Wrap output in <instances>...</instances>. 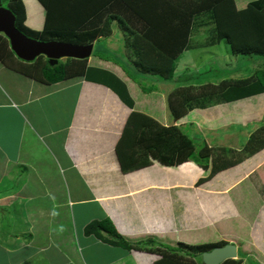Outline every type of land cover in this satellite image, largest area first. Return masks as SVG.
Here are the masks:
<instances>
[{"label":"crops","instance_id":"obj_1","mask_svg":"<svg viewBox=\"0 0 264 264\" xmlns=\"http://www.w3.org/2000/svg\"><path fill=\"white\" fill-rule=\"evenodd\" d=\"M22 2L25 26L41 31L45 18L43 7L37 0ZM205 38L203 30L195 32L192 43L200 47L185 51L176 68L188 53L214 47H205ZM113 44L116 43L109 42V45ZM6 63L11 67L0 62V264H166L161 257L148 253L144 248L127 250L113 246L98 238V234L108 237L105 233L86 235L85 229L92 223L109 220L116 233L127 239L129 244L146 241L147 237L154 235L155 231L149 229L150 223L155 226L158 217L154 216L153 207L149 206L152 209L149 210L145 205L155 201L154 194L159 190L171 193L164 187L170 179L167 176H171L166 172L169 169L178 180L171 186L180 188L177 185L182 184L185 178L176 171L180 167L187 169V173L190 171L197 182L213 180L221 173L232 172L235 175L234 184L223 182L214 192V197L210 195L212 200L219 202L206 210L210 219H225L231 203V190L239 184H236V177L240 179L254 172L263 173L264 148L214 176L209 175L210 163L207 169L193 161L177 167H165L150 159L146 166L123 173L116 148L131 114H142L140 110L143 111V106L148 103L160 115L163 114L157 122L164 117L168 123L164 127H177L195 141L194 148L197 141L198 151L205 146L213 157L220 153L219 149L225 148L231 138L237 140L243 133L247 141L250 134L264 123L263 114L257 123H238L240 115L264 110V93L205 108L194 106L182 118L191 114L206 117L207 124L200 130L189 123L173 125L182 118L174 121L169 113L168 116L158 110V103L154 104V100L159 98L155 94L138 93L136 84L125 76L123 79L120 68L113 63H103L90 57L87 66L115 74L124 82L125 89H113L102 83L99 81L102 76L95 71H88L84 77L46 84L37 76H34L36 79L20 73L23 67L16 60ZM214 67L213 61L206 62L207 72L213 71ZM176 68L175 78L203 71V67L197 71L198 67L194 69L193 65L186 63L180 71L176 72ZM173 89L175 86L169 92ZM160 90L161 93L166 92L165 87ZM195 131H205L202 141L191 138ZM241 149L242 144L229 148L231 155L241 152ZM194 154L198 155V152ZM142 155L139 158L144 161ZM205 174L209 176L201 179ZM215 179L218 182L222 180ZM141 196L144 200L140 203L136 197ZM257 209L253 212L259 211L263 222L264 205ZM253 212H248L251 214L249 217ZM197 217L203 221V212Z\"/></svg>","mask_w":264,"mask_h":264},{"label":"trees","instance_id":"obj_2","mask_svg":"<svg viewBox=\"0 0 264 264\" xmlns=\"http://www.w3.org/2000/svg\"><path fill=\"white\" fill-rule=\"evenodd\" d=\"M0 1L2 6L14 15L16 29L27 38L41 42L57 41L93 46L96 41L99 43L106 40L112 30L119 32L118 29L121 28L123 34L128 31L129 37L123 38V46L129 50L124 53L126 62L114 61L113 64L120 66L129 77L156 78L163 83L178 82L175 89L167 94L166 101L167 109L174 121L184 117L194 106L205 108L212 104L230 103L264 93V67L252 70L247 76L240 78L218 77L214 81L202 79L199 72H191L177 78L174 75L176 64L183 53L188 49L200 47L192 42L195 32L201 30L206 34L205 47L224 43L229 56L238 59L237 65L225 62L222 68L224 73H219L222 76L236 67L237 71H240V59L242 63L247 58L251 59V63L253 60L264 61V0L253 1L241 9L232 4L233 0H37L45 11L41 31H34L25 26V8L22 0H6L5 6L4 2ZM117 10L123 13H117ZM137 19L141 22L139 29L137 27L139 24L135 22ZM102 53H105L104 50L97 51L95 58L98 59V55ZM10 60H16L23 67L19 70L20 73L33 78L37 76L39 81L46 84L84 77L88 71H95L112 80L111 88L126 87L115 74L88 68V59H66L54 67H50L47 60L41 56L30 63L22 62L14 56L7 40L0 35V62L10 68L11 66L6 63ZM263 148L264 123L248 137L240 152L241 159L221 157L222 154L212 157L210 149L205 146L196 155L194 141L177 127L166 128L147 115L133 112L125 124L116 153L123 173L146 166L148 161H142L139 155L148 153L152 160L165 167H177L193 161L207 169L210 163L209 175L214 176L226 168L241 163L244 158ZM219 151L222 153L223 149ZM223 153L228 155L226 151ZM261 175L264 182V174ZM231 224L232 227H238L241 222L235 219ZM100 232L108 237L98 234V238L110 245L127 250L144 248L148 253L161 257L166 264H202L201 254L228 244H240L238 239L232 238L233 242L216 240L190 248L186 246V255L194 261L186 263L175 255L184 243L176 241V248L172 250L149 239L131 245L127 239L116 233L109 220L92 223L85 229L86 235ZM239 248L241 253L237 255V259L227 260L222 264H248V260L254 261L256 252L249 256L240 245ZM254 263L260 264L256 261Z\"/></svg>","mask_w":264,"mask_h":264},{"label":"rangeland","instance_id":"obj_3","mask_svg":"<svg viewBox=\"0 0 264 264\" xmlns=\"http://www.w3.org/2000/svg\"><path fill=\"white\" fill-rule=\"evenodd\" d=\"M2 1L4 2L3 5L5 6L6 0H2ZM253 1H256V0H233L232 4L234 3L237 9H241L246 4H249ZM117 13H123V12H121V10H117ZM135 22L139 24L137 26L138 29L141 28V22H139L138 19L135 20ZM120 29H118L119 32H115L112 30L110 32L111 37L109 36L106 40L99 41V43L95 44L91 57L95 58V54L97 51L104 50L105 52L104 54L102 53L98 55L99 60L100 58H103L106 60V61L102 60L103 63L107 62V63L112 64V63H115L114 61H121L122 63H125L126 58L124 57V53L129 52V50H126V48L123 46L124 45L123 38L129 37L130 33H127L128 31H126L124 35L123 31H121ZM36 31H39V30H36ZM116 34H117V37H116ZM111 41L116 44L109 45V42ZM227 52H228L227 46L224 43H220L219 45L211 47V48L195 50L184 56L182 63L180 62V65L177 66L179 69L176 68V72L180 71V68H182L185 63L189 65H193L194 69L198 67L197 71L201 67H203L202 68L203 71L201 72L202 75H200V77H202V79H205V80L211 79L212 81H214L218 77L219 79L221 77L228 79V78H233L237 76L238 77L244 76V75L247 76L248 73H250L252 70L262 69L264 67L263 60H258V61L253 60L254 62L252 61L251 63V59L249 60L247 58L245 59L244 63H242L240 59V64H239L241 67L240 71H237L238 67H236L235 69L234 68L230 69V73H228L227 75L222 76L219 73L221 72L224 73V70L222 68L225 62H231V64L234 63L235 65H237L236 62L238 59L233 58L232 60H230L231 57H229ZM111 53L115 56L111 55ZM210 60L213 61L214 63L215 67L213 68V71L215 72L213 74H209V73L205 74L204 72L206 71V62ZM209 67H211V63ZM118 68H120L121 72L124 74V75L122 74L123 79L125 76L126 78L130 80V82L134 83V85L136 84V87L138 88V93L145 92L144 94H147V95L155 94L156 97L159 98L158 101L157 99L154 100V104L158 103L156 105L158 107V110L162 111V113L164 114L169 113L167 109V103H166L167 94L170 93L169 92L170 88L172 86H176L178 82H175V83H163L162 82L161 83L160 81H157L156 78H147V77L140 78L138 76L129 77L128 74L125 73L123 69H121L120 66ZM119 76L122 77L121 75ZM99 81L109 86H111L110 83H112V80H110L109 77L107 76H102ZM164 87L166 88V92L161 93L160 89L164 90ZM135 93H137V91ZM159 94H161V96ZM140 112L148 116L150 115L156 121H158V118H161L163 115V114L160 115L153 106L150 107L148 103L143 106V111L140 110ZM262 114L264 115L263 109H258L257 111H254V112L242 114L243 116L240 115L238 117V121H239L238 123L241 122L242 125L248 122L257 123L259 122V119L261 117L263 118ZM199 116L200 115L196 116L195 114L193 115L191 114L185 118H182L177 123H173V125L174 124L178 125L179 123L181 125L189 123V124H192L194 128H199L200 130H202V127L205 124H207V122L205 121L207 120V118L202 117V116L200 118ZM197 118L199 120H197ZM159 122L158 124L161 126H166V124L168 125L164 117L162 121H159ZM235 126H239V125H235ZM235 129L240 130L241 127H235ZM250 129L251 128L249 127L248 132L250 131ZM241 130H243L244 132L246 131L245 129H241ZM205 131L203 132L195 131L191 134V138H193V140L202 141L206 135ZM236 131L238 133L241 132V131L239 132L238 130ZM223 139L224 138H222V140ZM195 144L196 145H195L194 151L198 152L199 154L198 150L200 148L199 149L197 148L199 146L197 144V141ZM241 144H242V148L246 144V140H245L243 133H240V135L237 137V140L234 138H231L230 142H227V144H225V148H223L222 153H219L218 150H215V151L216 153L222 154L223 156L221 157L240 158L241 157L240 152H237V154L230 155L232 152L229 150V148H231V146L232 147L238 146V145L241 146ZM225 151L228 153V155L223 153ZM149 156L150 155L148 153H144L141 156V158L144 161L145 160L147 161L149 159L152 161V158ZM229 158H224V159L230 160ZM247 170H248V166H247ZM261 170L263 171L262 174H264V168ZM176 171H180V173H182L185 177L182 184L177 185L180 188L176 189L174 188V185L171 186V183L175 184L178 180H175V177H173L174 175L173 170L169 169V171H166V172H169L171 176H167V178H170V179H168V185L164 187L167 190L168 189L171 190V193L169 192L168 194H166L159 190L158 194L157 193L154 194L155 195L154 199L156 202L153 201V203L150 202V204L145 205L149 210L153 207L154 216L157 215L158 217V221L155 224V226H154V223H150L149 229L151 231L154 230L155 233L154 235L147 237L149 238V241H156L158 242V244L166 246L169 250L176 248V245H175L176 241L184 243L183 247L178 248L179 251L175 253V255L176 257H179L180 260L185 261L186 263H191L194 261L193 259H191V257L186 255L185 253V251L187 250L186 246L190 248L194 246H199L203 242H212L216 240H225V241L233 242L232 240L234 239L232 238H235V239H238L240 242V244L238 245L234 244L237 247V255L241 253L240 248H239V245H240V247L244 249V252H246L247 255L249 256L253 255L256 252L254 256L255 258L254 261L252 260L249 262L248 260V264H256L254 263L255 261L260 264H264V220L263 222L261 221L262 217L258 214L259 211L253 212L255 209L258 210L257 208L261 204L264 205V184H263L264 182L262 181V177H261L262 175L254 172L251 175L243 176L240 179L237 178L238 176L236 177V184L238 183L239 184L234 186L233 189L231 190L232 194H230V197H229V200L231 203L230 204L228 203L229 204L228 211H227L228 215L225 219L220 220V219H217L216 217H213L210 219L208 217V214L206 213V210H208V206L217 205V203L219 202V201H216V199L215 201L214 199L213 200L211 199L212 198L211 196L214 197V194H215L214 192H216V189H219L218 186H220V184H223V182L227 183V181H230L234 184L235 175L232 172L228 174L221 173L223 175L219 174L215 176V178H222V180L220 179L219 182L215 178L213 180L209 179V181L203 180V181L197 182L194 180L195 176L190 171L187 173L188 171L187 169H183V167H180L179 169H176ZM208 174L207 175L205 174V176L202 177L201 179H205L206 176H209ZM137 198L140 199L139 201L140 203L142 202V200H144V197L142 196L136 197V199ZM149 206L151 208H149ZM93 209L95 210L96 208L94 207ZM202 212H203V218H204L203 221L205 220L204 222L198 219L197 217L198 215L200 216ZM248 212H253V216L249 217L251 214L248 215ZM251 218L252 220L249 221V219ZM235 219L241 222V224L238 227H234V226L232 227L231 222L233 223ZM167 233H172V234H167Z\"/></svg>","mask_w":264,"mask_h":264},{"label":"water","instance_id":"obj_4","mask_svg":"<svg viewBox=\"0 0 264 264\" xmlns=\"http://www.w3.org/2000/svg\"><path fill=\"white\" fill-rule=\"evenodd\" d=\"M0 35L8 42L14 56L25 63L33 62L38 57L47 60L50 67L58 65L66 59L87 60L91 56L92 44L72 45L57 41L41 42L27 38L15 27V17L10 10L4 8L0 1ZM202 264H222L227 260L237 259V247L228 244L214 248L200 255Z\"/></svg>","mask_w":264,"mask_h":264},{"label":"clouds","instance_id":"obj_5","mask_svg":"<svg viewBox=\"0 0 264 264\" xmlns=\"http://www.w3.org/2000/svg\"><path fill=\"white\" fill-rule=\"evenodd\" d=\"M90 58V57H89ZM238 258V257H237Z\"/></svg>","mask_w":264,"mask_h":264}]
</instances>
